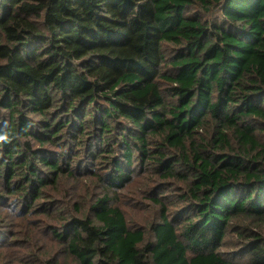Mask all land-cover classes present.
<instances>
[{
	"label": "trees",
	"instance_id": "obj_1",
	"mask_svg": "<svg viewBox=\"0 0 264 264\" xmlns=\"http://www.w3.org/2000/svg\"><path fill=\"white\" fill-rule=\"evenodd\" d=\"M1 261L264 264V0H0Z\"/></svg>",
	"mask_w": 264,
	"mask_h": 264
},
{
	"label": "rangeland",
	"instance_id": "obj_2",
	"mask_svg": "<svg viewBox=\"0 0 264 264\" xmlns=\"http://www.w3.org/2000/svg\"><path fill=\"white\" fill-rule=\"evenodd\" d=\"M193 11L194 10H192L191 12ZM215 12L218 13V10L203 13L202 17L211 19L215 16ZM160 183L161 181H155V183L152 181H137L131 184L126 189H124L121 193L117 191V194H120L118 204H120L128 212H130L131 216L136 218L137 221H145L147 226H149L152 221L157 220V218H159V212L158 207L153 203L151 204L150 200L147 199V197H149L148 193L143 190L148 185L153 189V191H155V193L161 195L164 198L163 200L167 202L170 216H172L173 213H177L180 209V211H182L185 204L181 201L180 195L183 190H181V188L179 187V183H175L174 186L170 187L169 189L161 188ZM81 188H85L83 184L81 185ZM91 188H93L92 185ZM140 199L145 201H142ZM18 219L19 218L17 216L15 217L14 221ZM243 241V238L237 237L233 234H229L226 237L222 247L219 249V252L232 262L246 263L248 260V256L245 253V244H243ZM43 242L46 243L45 241ZM47 245L49 246V250H51L54 246V249L58 252L61 249L58 244H54L52 242H48ZM12 251L16 253L17 249L13 248ZM4 263L5 261L0 262V264Z\"/></svg>",
	"mask_w": 264,
	"mask_h": 264
}]
</instances>
